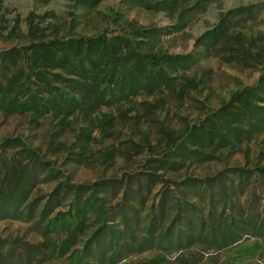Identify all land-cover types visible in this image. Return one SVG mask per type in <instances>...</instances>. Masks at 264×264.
I'll return each mask as SVG.
<instances>
[{
  "label": "rangeland",
  "instance_id": "1",
  "mask_svg": "<svg viewBox=\"0 0 264 264\" xmlns=\"http://www.w3.org/2000/svg\"><path fill=\"white\" fill-rule=\"evenodd\" d=\"M101 35L119 37L121 49L106 61L121 74L134 65L125 58L132 50L185 63L168 68L171 83L108 105L93 98L111 82L107 65L99 82L81 81L30 59L37 43ZM49 79L54 93L83 102L66 112L44 105ZM0 90V188L30 173L22 208L35 207L0 219V264H111L104 246L88 244L97 215L73 226L68 244L66 232L40 221L48 196L59 186L63 197L68 182L91 187L86 194L105 199L107 225L132 233L133 248L115 264H264V228L253 231L264 224V0H0ZM243 91L258 93L259 116L234 99ZM75 203L70 195L57 210ZM232 207L245 232L236 246L195 256L197 246L140 249L152 219L159 239L172 224L174 235L189 229L186 220L195 233L202 221L230 222Z\"/></svg>",
  "mask_w": 264,
  "mask_h": 264
},
{
  "label": "trees",
  "instance_id": "2",
  "mask_svg": "<svg viewBox=\"0 0 264 264\" xmlns=\"http://www.w3.org/2000/svg\"><path fill=\"white\" fill-rule=\"evenodd\" d=\"M204 5V4H203ZM205 6V5H204ZM109 39L105 35H101L94 38H81L77 40H52L48 42H40L33 46V52L31 54V61L37 63L43 61L47 66H53L61 69L58 71L59 76H65V73L69 75H79L82 78L81 81L93 80L98 82L101 79L100 66L107 65L110 71V81L103 87L94 91L96 101H104L103 103L111 105L116 100L123 99V96L131 95L132 93L141 91L142 89L149 87H161L162 85L171 83L172 76L169 74V67L181 66L185 62L183 58H178L172 55L158 56L153 53H142L136 50L125 55L127 59H134V65L129 70L126 67V74H121V65L116 62L109 64L106 59L113 57L116 53V49H121V42L117 43L116 40ZM93 52L97 53L93 56ZM105 59V60H102ZM127 63V61L125 62ZM130 71V72H129ZM117 75V76H116ZM100 76V77H99ZM99 77V78H98ZM46 93L47 103L44 104L58 108L66 112L70 107L80 105L83 100L76 98L75 94L65 93L62 91L59 94L54 93V81L49 79L46 81ZM74 82V78L73 81ZM75 86V83H74ZM5 93L0 90V101L5 102ZM256 91H243L236 92L235 98L240 104L242 110L251 112L256 116L259 114L256 111V106L253 103L252 96H256ZM15 105L17 103H14ZM30 102L23 103V106H27ZM34 107H36L34 105ZM78 107V106H76ZM259 116V115H258ZM264 120V117L262 119ZM258 171L264 175V167H259ZM221 179V178H220ZM32 175L28 172L21 171L15 181L9 182L8 185L3 184L0 188V219L18 217L19 214H23L25 210L29 211V214H33L35 207L31 202L25 209L22 208L29 200V195L33 186ZM91 187L87 184H74L71 182L66 183L64 188V195H60V187L52 191L47 200L41 208L39 213L40 221L46 222L45 229L47 231L57 228L56 230L66 232L67 238L64 243L68 244L69 241L77 236V231L81 225H85L86 218L89 215H97L101 224L95 232L90 236L88 244L96 243L98 250L104 246L107 251H100L102 261L106 260L108 263L115 264L117 259L124 254L125 251H129L133 247L129 245V235L132 233L129 230L117 231L107 225V218L109 216L108 210L105 207V199H100L95 196V193H87ZM224 193V189L221 190ZM72 195L75 200V207L69 208L65 211L58 208L62 207L68 196ZM188 205V204H187ZM160 211L163 209L159 207ZM225 211V209H223ZM231 218L230 222L226 221L222 224L214 226L210 224L206 226L202 221L199 225V231L195 233L196 225H192L191 221L186 220L187 228L191 229H179L178 233L174 235L173 224L167 231L159 235V239H154L155 234V219L148 224V233L141 242H139L140 249H153V247H160L165 250L183 251L190 249L193 246L199 247L197 252L203 251V249H216L217 251L232 246H236L239 241L242 240L243 232L239 221L234 219L235 210L230 208ZM179 217V216H178ZM181 218V217H180ZM259 220H254V226ZM130 223V222H129ZM129 223L125 224V228L129 227ZM261 223V222H260ZM74 228L72 229V227ZM256 228V226H255ZM264 228V224H259L257 229L253 231L256 236H261L263 233H259ZM126 231L127 234H124ZM258 232V233H257ZM248 232L245 234L247 235ZM68 246V245H65ZM87 247V246H86ZM88 248V247H87ZM108 254L105 258V254ZM264 252L261 254L262 259ZM85 264H90L87 260ZM261 264V263H259Z\"/></svg>",
  "mask_w": 264,
  "mask_h": 264
}]
</instances>
